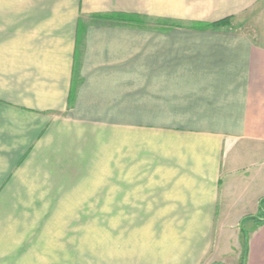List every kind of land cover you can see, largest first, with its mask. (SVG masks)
<instances>
[{"label":"crops","instance_id":"crops-1","mask_svg":"<svg viewBox=\"0 0 264 264\" xmlns=\"http://www.w3.org/2000/svg\"><path fill=\"white\" fill-rule=\"evenodd\" d=\"M0 199L149 218V264H264V0H0Z\"/></svg>","mask_w":264,"mask_h":264},{"label":"rangeland","instance_id":"rangeland-1","mask_svg":"<svg viewBox=\"0 0 264 264\" xmlns=\"http://www.w3.org/2000/svg\"><path fill=\"white\" fill-rule=\"evenodd\" d=\"M95 204L0 199V264H149V218L95 216Z\"/></svg>","mask_w":264,"mask_h":264},{"label":"trees","instance_id":"trees-1","mask_svg":"<svg viewBox=\"0 0 264 264\" xmlns=\"http://www.w3.org/2000/svg\"><path fill=\"white\" fill-rule=\"evenodd\" d=\"M133 18L136 19V17L134 16ZM229 17L227 18H224L218 22H215L216 24L218 23H222V22H225V21H228ZM253 219H255V222H256V227L258 225H260L261 221L264 219V199L260 202V208H259V212L258 214L256 215V217H253Z\"/></svg>","mask_w":264,"mask_h":264}]
</instances>
